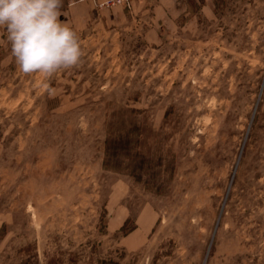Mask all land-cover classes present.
Segmentation results:
<instances>
[{
	"label": "rangeland",
	"instance_id": "374dc122",
	"mask_svg": "<svg viewBox=\"0 0 264 264\" xmlns=\"http://www.w3.org/2000/svg\"><path fill=\"white\" fill-rule=\"evenodd\" d=\"M67 3L78 67L0 36V264H264V0Z\"/></svg>",
	"mask_w": 264,
	"mask_h": 264
},
{
	"label": "clouds",
	"instance_id": "9594fccd",
	"mask_svg": "<svg viewBox=\"0 0 264 264\" xmlns=\"http://www.w3.org/2000/svg\"><path fill=\"white\" fill-rule=\"evenodd\" d=\"M62 6L63 0H0V29L24 74L51 77L82 63L79 36L60 19Z\"/></svg>",
	"mask_w": 264,
	"mask_h": 264
},
{
	"label": "trees",
	"instance_id": "16d2710c",
	"mask_svg": "<svg viewBox=\"0 0 264 264\" xmlns=\"http://www.w3.org/2000/svg\"><path fill=\"white\" fill-rule=\"evenodd\" d=\"M187 4L189 6H193L189 12L194 13L197 12V10H201V8L206 5V0H186ZM123 144H121L120 140H114V139H106L105 140V157L108 159L109 156L114 154L116 150L122 149ZM125 224L120 228V230L124 229Z\"/></svg>",
	"mask_w": 264,
	"mask_h": 264
},
{
	"label": "crops",
	"instance_id": "0c3cea01",
	"mask_svg": "<svg viewBox=\"0 0 264 264\" xmlns=\"http://www.w3.org/2000/svg\"><path fill=\"white\" fill-rule=\"evenodd\" d=\"M211 1H213V0H211ZM206 6H208V3H206V5H204L202 8H204ZM70 11H71L70 3H67L66 5H64V7L61 8L62 14H61L60 19L62 22L67 23V21L69 20ZM5 32H6V30L0 29V36L3 35Z\"/></svg>",
	"mask_w": 264,
	"mask_h": 264
}]
</instances>
